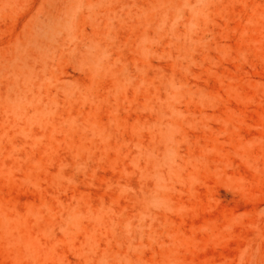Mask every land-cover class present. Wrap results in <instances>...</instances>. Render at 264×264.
<instances>
[{"label": "rangeland", "instance_id": "1", "mask_svg": "<svg viewBox=\"0 0 264 264\" xmlns=\"http://www.w3.org/2000/svg\"><path fill=\"white\" fill-rule=\"evenodd\" d=\"M0 264H264V0H0Z\"/></svg>", "mask_w": 264, "mask_h": 264}]
</instances>
